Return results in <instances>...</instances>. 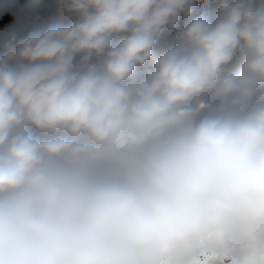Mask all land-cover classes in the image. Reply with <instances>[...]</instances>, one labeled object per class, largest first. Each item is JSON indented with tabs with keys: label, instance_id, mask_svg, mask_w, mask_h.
I'll use <instances>...</instances> for the list:
<instances>
[{
	"label": "clouds",
	"instance_id": "clouds-1",
	"mask_svg": "<svg viewBox=\"0 0 264 264\" xmlns=\"http://www.w3.org/2000/svg\"><path fill=\"white\" fill-rule=\"evenodd\" d=\"M201 2L56 0L5 46L0 264L264 250V2Z\"/></svg>",
	"mask_w": 264,
	"mask_h": 264
},
{
	"label": "rangeland",
	"instance_id": "rangeland-1",
	"mask_svg": "<svg viewBox=\"0 0 264 264\" xmlns=\"http://www.w3.org/2000/svg\"><path fill=\"white\" fill-rule=\"evenodd\" d=\"M219 2L220 0H202L196 6L194 15H211ZM61 22H65V19L56 6V0H0V55L13 37L18 41L33 30ZM174 36L175 33L162 37L160 45L170 43ZM251 254L264 256V250H254Z\"/></svg>",
	"mask_w": 264,
	"mask_h": 264
},
{
	"label": "snow or ice",
	"instance_id": "snow-or-ice-1",
	"mask_svg": "<svg viewBox=\"0 0 264 264\" xmlns=\"http://www.w3.org/2000/svg\"><path fill=\"white\" fill-rule=\"evenodd\" d=\"M192 264H221V260L218 257L204 256L192 261ZM233 264H264V256L251 254L248 258L239 262H233Z\"/></svg>",
	"mask_w": 264,
	"mask_h": 264
}]
</instances>
